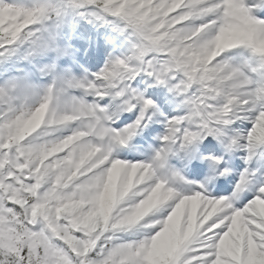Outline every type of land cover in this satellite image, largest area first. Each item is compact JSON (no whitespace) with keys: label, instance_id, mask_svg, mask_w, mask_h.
<instances>
[{"label":"snow or ice","instance_id":"obj_1","mask_svg":"<svg viewBox=\"0 0 264 264\" xmlns=\"http://www.w3.org/2000/svg\"><path fill=\"white\" fill-rule=\"evenodd\" d=\"M0 264H264V0H0Z\"/></svg>","mask_w":264,"mask_h":264}]
</instances>
